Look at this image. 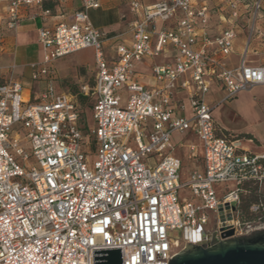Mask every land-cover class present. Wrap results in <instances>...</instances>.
<instances>
[{
  "label": "built area",
  "instance_id": "2783aa9c",
  "mask_svg": "<svg viewBox=\"0 0 264 264\" xmlns=\"http://www.w3.org/2000/svg\"><path fill=\"white\" fill-rule=\"evenodd\" d=\"M58 1L0 0V46L24 11L50 15L43 5ZM77 1L72 23L37 30L42 59L29 69L32 83L47 78L42 92L31 90L25 99L21 81L0 77V264H93L92 250L116 248L121 264H169L191 242L209 247L213 233L225 241L228 231V239L264 231V151L251 137L218 125L206 103L214 85L223 93L218 105L264 86V63L247 61L252 36L263 35L256 22L264 0H226L221 18L229 26L216 36L207 30V2L131 0L127 38L109 59L107 34L87 16L98 2ZM244 30L249 37L242 54L231 61ZM85 49L95 61L91 83L78 87L94 123L86 131L77 100L57 95L49 76L54 62ZM167 55L166 64L151 65L152 86L136 81L139 64ZM187 132L197 139L190 157L199 150L204 171L190 174L184 185L190 198L180 201L181 161L170 153V137ZM87 134L93 139L86 141ZM219 184L234 188L218 199ZM223 204L235 210L221 222ZM198 229L206 232L204 240H197Z\"/></svg>",
  "mask_w": 264,
  "mask_h": 264
},
{
  "label": "crops",
  "instance_id": "0c3cea01",
  "mask_svg": "<svg viewBox=\"0 0 264 264\" xmlns=\"http://www.w3.org/2000/svg\"><path fill=\"white\" fill-rule=\"evenodd\" d=\"M96 1L99 4V8L92 9V10H103L104 12H107L109 14L113 12L118 14L117 15L119 19L118 21L113 20V22H111L107 30H101L105 32L108 36V40L103 42V51H104L105 57L109 59L114 54L115 45L127 38L126 36V38L119 40L117 39V36L115 33L120 31L121 28L126 27V23L128 25L129 22L132 20V15L128 11V5L131 0H126L127 10L125 12L121 8L122 7L121 0H96ZM139 1L144 5H150L160 0H139ZM194 1L196 3L207 2L212 10L211 12L212 16L210 18V21L207 27L208 33L211 36H216L221 29L227 28L229 26V23L224 21L223 18H221V15H227L226 0H194ZM43 9L49 10L50 15H42L40 11H37L34 9L24 11L23 14L25 15V19L21 22V24L16 29V31L14 33H8L4 36L3 45L0 46V77H4V76L7 77L9 74L10 67H14L16 70V66H14L13 64L11 65L7 64V62L4 61V58L5 57L13 58L15 52H17V49L26 50L30 47H35L37 51L36 57H33L34 60L31 61L29 64L40 62L42 59V52H41V48L37 40V30L41 27L53 28L55 25L59 23H66V24L72 23L73 14L76 11L80 10V3L77 0H60L55 3H45L43 5ZM26 15H37V16L34 20H31V19H27ZM260 15H264V11ZM107 16L110 18V20H112L115 18L116 15H107ZM243 32L245 33V30ZM16 38L18 39L17 41H16ZM254 41L256 42V44L254 43L252 45L250 44L249 50L254 53L253 55H256V54H259V52L257 51L258 49H260V47L264 46V43L262 44L261 37H257V39L255 38L252 40V42ZM238 47H241V51H242V44L240 46H237V42H235L234 55L236 58L237 56H239L236 53ZM85 50H91L93 52L92 49H85ZM169 57H170L169 55L162 56L160 58L154 59L153 61H149V62L147 61L143 64H139L136 67V71L138 73L136 76V81L139 84L146 86V87L152 86L154 82L151 76V70H150L151 65L166 64L168 62ZM256 57L252 59H247V61L252 65H261L264 63V60L262 58L257 59ZM93 59H94V52H93ZM78 65L83 66L81 64H78ZM88 69H90L92 72L91 76L87 80L82 81L79 84V86L86 84V83H91L93 76H94V72H95V61L93 63V67L88 68ZM50 70L51 71L49 73V76L53 80V83H55L58 80L55 68L52 66ZM14 78L18 79L24 84L25 89L23 91V98L25 99H27L28 92L31 90L33 93L42 92L43 89L45 88V80L47 79L46 77H44L41 79V81L32 83L30 78L25 79L23 78V75L21 74H18V76L15 75ZM258 87L264 88V86H258ZM56 89H59V86ZM212 93H221L223 96L221 88L217 85H214L211 91L207 95L212 94ZM235 98L236 97L231 99L229 102H232ZM207 104L211 107V105L208 102ZM236 115H237L236 112L230 111L231 121H233L232 117H235ZM212 117H213V111H212ZM238 117L240 119V116ZM213 119L215 120L214 117ZM215 122L218 125H220L216 120ZM220 126L228 132L233 131L232 129H229L228 127H225L224 125H220ZM243 134H249V136H251V134L248 132L243 133ZM176 136H179V138H177ZM255 141L257 145V151L259 152L264 151V140L261 141L255 138ZM170 143H171V150H170L171 155H173L174 157H177L181 161V169L179 173L180 175L179 183L181 187L178 190V197L180 201H186L190 198V192L184 185L188 182L190 174L193 171H196L198 173H203L204 171L201 153L199 150H196V152L190 157L189 147L197 146V139L195 135L191 132H187L183 134H172L170 137ZM181 153L183 155H181ZM185 162L191 163L193 165V168L187 171L186 173L184 172ZM263 194H264V188H263ZM193 202L197 203L196 200H194Z\"/></svg>",
  "mask_w": 264,
  "mask_h": 264
},
{
  "label": "rangeland",
  "instance_id": "374dc122",
  "mask_svg": "<svg viewBox=\"0 0 264 264\" xmlns=\"http://www.w3.org/2000/svg\"><path fill=\"white\" fill-rule=\"evenodd\" d=\"M126 0H121L122 10L125 12L127 10L126 7ZM88 17L90 19L91 24L94 28L98 30H107L111 24V22L118 21V14L113 12L111 14L104 12L103 10H89L87 12ZM107 15H116L114 19L110 20V18ZM252 22L250 23L248 21L247 26H251ZM246 25V22L244 23ZM246 26V27H247ZM249 26V27H250ZM256 26L259 29L261 33H263L262 36L253 35V39H257V37L262 38V44L264 43V15H260L258 21L256 22ZM241 29V27H238ZM245 28V27H244ZM242 28V29H244ZM247 29V28H245ZM129 30V24L126 27H123L120 29V31L116 32L117 39L121 40L123 38H126ZM248 33L247 32H241L239 36L236 39L237 46H240L243 44V42H246L248 39ZM18 39L16 38V41ZM251 45L256 42H252ZM257 41V40H256ZM242 42V43H241ZM251 49V48H250ZM259 54L253 55L254 53L250 50L247 52V59L256 58L260 59L262 58L264 60V46L260 47L258 49ZM236 53L238 55L242 54L241 47L237 48ZM37 51L35 47H30L26 50H20L17 49V52H15L13 58H4V61L7 62V64H13L16 66V70L14 67L9 68V74L18 76V74L23 75V78L28 79L30 78V69H29V63L34 60L33 57H36ZM231 61H236L237 58L235 55L230 57ZM94 63L93 59V52L91 50H83L74 54H71L69 56H65L57 62L53 63V67L55 68L58 80L57 82L53 83L54 91L57 95L64 93L69 96H73L75 100H77V103L82 111V120H83V128L86 129L84 131L94 126L91 110L89 109L88 102L89 101H83L80 96L78 95V87L79 84L82 81L87 80L92 72L88 68H92ZM78 64H81L83 66H79ZM20 76V75H19ZM59 86V89H56ZM222 94L221 93H212L207 95L206 97V103L208 102L211 107H213V117L215 120L220 124L224 125L225 127H228L229 129H232L233 131H230L232 134L245 136V137H251L254 142L255 138L259 140H264V88H253L250 91L242 92L239 95L236 96V98L229 102L222 103L218 105V103L222 100ZM122 103H125V99L123 97ZM229 107V108H228ZM230 111H234L237 113L235 117H232L233 121L230 119ZM250 133L249 134H243V133ZM255 137H253V136ZM179 138V136H176ZM93 136L90 134L85 135V140L89 141L92 140ZM19 147L23 149L25 153H30V147L26 141H21L19 143ZM83 151L86 149V147H82ZM181 155H183L181 153ZM90 164L94 162V156L89 155L88 156ZM193 168V165L191 163L185 162L184 164V172L191 170ZM234 186L231 184H219L217 187H215V194L218 199L222 197V191L223 189L225 191L233 189ZM208 223L206 225L207 229H211L214 226V215L212 213H208ZM175 237H180L179 234H175Z\"/></svg>",
  "mask_w": 264,
  "mask_h": 264
},
{
  "label": "water",
  "instance_id": "95a60500",
  "mask_svg": "<svg viewBox=\"0 0 264 264\" xmlns=\"http://www.w3.org/2000/svg\"><path fill=\"white\" fill-rule=\"evenodd\" d=\"M234 210V204L219 205L220 221L230 220ZM195 233L199 235L198 241L206 238V232L201 229ZM232 236L233 231L225 232L222 236L225 241H218L216 234L213 233L209 237V247L191 242L169 264H264V231L256 232L249 237L228 239ZM92 260L93 264H121V250L120 248L92 250Z\"/></svg>",
  "mask_w": 264,
  "mask_h": 264
},
{
  "label": "trees",
  "instance_id": "16d2710c",
  "mask_svg": "<svg viewBox=\"0 0 264 264\" xmlns=\"http://www.w3.org/2000/svg\"><path fill=\"white\" fill-rule=\"evenodd\" d=\"M80 98H81L83 101H88L87 98H84V97H81V96H80ZM88 105H89V102H88ZM88 107L90 108V105H89Z\"/></svg>",
  "mask_w": 264,
  "mask_h": 264
}]
</instances>
